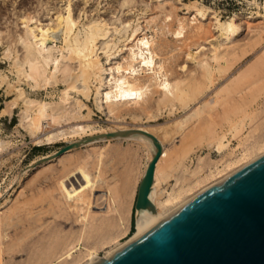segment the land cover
<instances>
[{"label":"bare ground","instance_id":"6f19581e","mask_svg":"<svg viewBox=\"0 0 264 264\" xmlns=\"http://www.w3.org/2000/svg\"><path fill=\"white\" fill-rule=\"evenodd\" d=\"M157 1H159V4L162 6V8L169 3L166 0ZM157 1L155 2L158 3ZM130 2H132V0H122L120 3L121 8H124V6H126ZM148 6L149 5H147L146 7ZM171 6L176 10L174 4ZM185 7H187L186 4ZM192 7L193 9H195V12L193 13L195 15L192 18V22L190 21L191 24H196L194 23V21L198 20V16L203 18L202 20H207V18L209 19L210 13L208 12V8L199 4V1L193 2ZM213 14L212 26H214L215 30L217 29L219 33L218 37L223 38V41L217 39L214 42H210L211 56H207L205 58L203 57V59H201V57V60L197 64V66H199V68L203 71L201 74H204L205 78L209 79V81L211 82L213 81V75L216 76V74H214L215 71L220 72L222 70L224 71V68H227L223 65V62L228 65L232 60H229L230 55L232 54L231 50L234 47H231V43L234 40L235 36L238 35L237 33H239V30L242 27L238 24V18L236 14L226 21H223L221 18H219V16L217 15L218 13ZM258 15L257 16L259 18L264 19V15ZM20 16L21 17L18 18L23 30L18 35L17 41L18 44L21 45V51H23V53L21 52L22 57L16 58V60L14 61V68L16 69L18 80L16 81V83H9V87L16 90L18 95L17 97L22 98L24 101L25 108L21 110L22 112H20V125H23L25 127L27 132L32 136L31 138L34 139V142H36L40 146H52L61 143H68L69 145L81 142V145L85 144L84 146L89 147L94 145L99 138H110L107 140L124 139L128 141H138L142 143L148 150V162L138 185V193L141 182L146 176L151 163L158 153L157 145L159 144L161 146L162 152L156 164L154 183L149 195V199L152 202L153 207L136 209V233L133 236L128 237L126 242L122 244L118 243L119 246L117 248L107 251L108 253H106V256H104V260H109L110 255L122 251L133 242L144 237L171 215L175 214L177 211L186 206L189 202L264 156V136H262L261 138L250 139L243 143V148L238 154L232 153V151L230 156H223V153L228 148L229 144H226V134L220 136L218 133H216L218 131L217 130L214 135L210 137V142L208 145L209 147H216V151L220 155H222V158L219 160H213L209 159L208 156H202L198 159L197 166L190 175V178H186L184 176H175L174 179L173 172L177 171L178 169H182L183 161L189 154V152L192 151V147L195 142H188L187 140L183 139L181 141L180 139V149L178 150L177 148H174L175 150L177 149L174 153L172 151L173 148L171 149V146L176 143L178 128L180 127L181 129L183 126H185V123H187L190 118L196 116L199 112V109H202L199 107L195 108L190 113L187 112L186 115L175 122L174 127L173 125L166 126L167 124H163L165 126L160 125L159 127H157V129H153L151 131H148V128L147 130L146 128L145 130L141 129L145 131L144 133L132 131L130 132L125 130L126 128L121 129L119 127V130L114 129V136H105L106 134H109L108 132H106L102 133L100 137H95V134L93 132L96 131V129H94L93 125L91 126L90 124L88 125V123H81V120L92 117V109H90L86 102H84V99L89 100L92 95L94 96L95 105L101 112H104L109 116H118L124 108H126L127 112L131 111V108L134 107L135 109L136 107H139L142 110L143 108L141 107L147 104L150 101L149 99L155 94L159 95L158 101H155L156 103L158 102V105H175V102L179 101L180 103H182V106H180V108L185 106L187 107L189 101H192L193 98L196 99V92H199L200 88L205 87L201 85L203 83H200V87L199 84L196 83V88H199L198 90H196L193 83L194 86H192L195 89L189 88L191 85H188V87L186 88V86H184L183 84V81L187 80V78H183L182 76V78L185 79L183 80L181 78L182 81H179L180 79L173 80L170 78V75L168 73V71L170 70H167L168 67L166 69L165 66V62L170 61L167 60V57L169 55H165L167 56L165 62L161 58V52L163 48H166V43L164 44L163 41L160 42V40H157L159 38V30V32H155V34L149 35L148 33H145L139 26L133 29L131 36H128L129 30L132 28L131 21H122L124 23L120 22L121 26L118 27L112 26L110 23L106 22L107 20L105 21L104 19H102L103 17H94V19L87 22V24H84L83 28H79L81 15H75L71 5V0H68L63 11L60 12L59 15H56V18H51V22L47 24H42L39 18H36L35 16H32L30 14H24ZM185 16L183 18L178 17L176 19V21L178 22V28L173 32V36L178 40L185 36V32L189 27L190 22H186L187 18ZM175 17H177V15H175ZM117 20H120V18ZM166 20L171 21L172 14L167 15ZM167 25L168 24H166V27H168ZM248 27H250V25ZM202 28L203 27L201 25L198 27V30H201ZM162 31L161 34L163 33ZM118 35L120 36V38H118L117 40ZM58 40H61V45H58ZM123 40L124 42L126 41V44H124L118 51V54L115 55L113 53V50L116 47L118 49V44L120 42L122 43ZM199 48L204 50L205 46L202 47L201 45L199 46ZM11 49L12 48H8L5 52L8 58L12 56ZM167 52L169 53V51ZM102 54L107 57V61L105 63L102 61ZM235 55L236 53L232 55V58ZM187 57H189L190 60H198L196 58V54H192L191 52L187 53ZM211 62L217 64V68H213ZM167 63L169 64V62ZM257 64L255 66H257ZM185 65H183V67L181 66V70L186 68ZM255 66L254 70L257 68H255ZM252 70L253 68L249 69L247 72L244 71L245 73L241 74L240 76L239 73L238 76L236 75V77H232L236 78V82L234 81L235 85L241 86L240 82H245L247 78L246 76L249 74H253L251 73ZM249 78H247V80ZM1 79L8 82L7 76H1ZM198 80L199 79H197L196 81ZM22 82H27L34 91L40 89L46 90L49 86L58 82H63L65 84V87L63 90H61L60 95H58V101L49 102L46 100L34 99L27 96L25 89L20 86ZM235 85L232 86L231 83L232 87L228 85L227 87L231 88L232 90V88L236 89L234 88ZM223 88L225 89V87ZM238 89H240V87H238ZM72 94L80 96L81 99H73ZM209 94L210 93H208V95ZM216 94L220 96L221 93L218 94L217 92ZM217 95L215 96L218 99ZM207 101V103H209V100ZM13 102L11 103V105L8 102L10 106L7 103L5 104L9 107L7 106L8 108L2 109L0 113L2 116H9L11 114V110L16 107V102ZM205 103L206 102H204L203 104ZM213 103L211 104L214 105ZM198 105L196 104V106ZM183 110L184 109H182V111ZM135 117L138 118L140 116L135 114ZM147 117L148 119L153 118V116L151 115ZM229 123L230 134L234 138L242 137L244 129V119L229 121ZM117 126L119 125L117 124ZM146 132L149 135H146ZM90 137H93V139L91 138V140L87 141L86 139ZM5 145L6 143L2 139H0V148L4 149ZM78 148L80 147L75 146L59 157H57L58 151L51 155H47L36 161L34 166L36 167V170L41 168L42 166H50L55 161L57 162L58 160H61V158L65 155L70 153L72 154V152L77 150ZM105 157L106 152L102 148L90 153L86 158L81 157V161H79L81 159L79 157L80 159L76 160V162H79L77 164L75 163L76 165L74 169L70 170L68 174L66 173V175L63 178L59 179V182H57V188L62 197L60 203L63 206L64 211H66L68 214L74 215L76 217V221L80 223V227L78 231L75 232V234H78L74 236V240L76 239V242L73 241L67 246L63 245L68 242L67 237L69 236L67 235L66 238L63 239L64 241H61V243H64L60 245V247H66L64 249L58 248L59 250H61L59 253L57 249H54L56 255H54L53 250H51L52 247H55L56 245L54 243L50 250L55 257L52 255L53 258H51L52 260H50V258L46 256L47 259L43 258V260L48 261L49 259L50 261L48 263H46L47 261L45 263L40 262L41 264H94L95 262L100 260L96 246L102 244L103 247V244H105V242H107L108 240L110 241L111 239L113 240L120 232H122L125 236L129 234L131 225L128 217L129 214L127 215L128 210L126 211V199H128V192L125 189H127V187H124L125 189L123 190L125 191L120 195L114 194L111 188H109V185V189L107 188V191H105L101 195L97 196L95 194V192L97 193V191L99 190V182L101 181L104 174L103 171H105L103 168V166H105ZM65 159L67 160V158ZM93 162L94 164L96 163L95 175L89 168V165H91V163L93 164ZM72 177H77L76 182L69 181L70 178L72 179ZM173 180H175L174 184L171 183ZM67 181H69L70 183L68 182V184ZM168 186L171 187V189H169ZM48 193L51 194V191H49ZM55 199L57 200V198ZM100 201H102L101 206L104 204L105 206L100 209L101 212L94 213L97 211H92L93 206L94 204H99L98 202ZM40 203H42V200ZM2 214L3 213L0 212V264H5V257L3 256L4 244L2 243V238L5 237L2 236L1 231L7 221L4 223ZM122 233L118 236L123 235ZM72 236L70 235V237ZM57 237H59V235ZM61 237L63 238V236ZM56 238L55 242L60 239V237L57 238V240ZM62 238L60 240H62ZM91 238L94 242V246L92 245L90 247L89 244L85 241H89ZM68 239L71 240L70 238ZM39 259L37 261L33 260V264H35L36 262L38 263L40 261Z\"/></svg>","mask_w":264,"mask_h":264},{"label":"rangeland","instance_id":"374dc122","mask_svg":"<svg viewBox=\"0 0 264 264\" xmlns=\"http://www.w3.org/2000/svg\"><path fill=\"white\" fill-rule=\"evenodd\" d=\"M67 1L68 0H0V113L2 109L8 108L13 101L16 102V107L12 110L10 109L11 114L9 116H2L0 114V139H2L7 145H5L4 149L0 148V212L3 213L2 217L4 219V223L7 221L1 231L2 236L5 237L2 238V243L4 244L3 256L5 257L3 258L5 260V264H33V260L37 261L39 258L40 261L38 263L34 262L35 264H41L40 262L45 263L47 260H43V258L45 259L47 256L50 260H52L51 258L56 255L54 249H57L59 253L61 251L59 249H64L73 241L76 242V239L74 240V236L78 235L77 233L75 234V232L78 231L80 223L76 221V217L74 215L68 214L64 211V208L60 203L62 197L57 188V182H59V179L63 178L66 173L68 174L70 170H73L75 165L81 161L82 158H86L90 153L101 148L106 152V157L108 159L105 157V166H103L105 171H103L104 174L99 182V190L97 193L95 192V194L99 196L107 191L108 185L116 195L123 194L124 191L127 190L128 199H126V211L128 210L127 215L129 214L128 217L131 226L127 236L120 232L119 234L122 233L123 235L118 236V234V237L116 236L113 240L111 239L110 241L108 240L105 242L103 247L102 244H100L101 246H96L99 258L104 259L106 253H108L107 251L117 248L119 244L126 242L128 237L133 236L137 231L135 226L137 213L135 204L138 194V185L148 162V150L142 143L124 139L107 140L110 138H99L97 141L93 140L96 141L94 144L95 146L92 145L88 147L83 144L80 148L73 151L72 154L70 153L65 155L64 157L67 158V160L62 157L61 160H58L57 162L55 161L50 166H42L36 170V167L34 166L36 161L59 151L67 146L68 143H61L52 146H40L34 142V139L31 138L32 136L27 132L25 127L20 125V112H22L21 110L25 108L24 101L22 98L17 97L18 95L16 90L9 87V83L13 84L18 80L17 72L14 68V61L16 58L22 57L21 54L23 53V51H21L22 47L17 41L18 35L23 30L18 17H21L20 15L24 14H30L39 18L42 24H47L51 22L52 19L56 18V15H59V13L63 11ZM121 1L122 0H71V5L75 15H81L79 28H83V25L94 19V17H103L102 19L105 21L107 20L106 22L110 23L112 26L118 27L121 26L120 22L122 21H131L132 30H129L128 36H131L133 29L139 26L149 35L160 31L158 34L159 38L157 40H160V42L163 41L164 44L166 43V48L162 49L161 58L165 62L167 57L165 55H169L167 60L170 61H166L165 66L166 69L168 67L167 70H170L168 71L170 78L173 80L180 79L179 81H182L184 77L187 78V80L183 79L185 80L183 81V84L186 88L188 85H191L189 88H194V85L196 88V83L199 84V87L202 85L205 88H200L201 91L198 88L199 92H196V99L193 98L192 101H189L187 107L183 105L186 108H180L182 103L179 101H176L175 105L170 104L171 106L169 104L158 105V102L156 103L155 101H158L159 95L155 94L149 99L151 102L149 101L141 107L144 110H141L139 107H136L135 109L134 107L131 108V111L127 112L126 108H124L118 116H109L104 112H101L95 105L94 96L92 95L89 100L84 99V102H86L88 107H90L93 111L92 117L81 120V123H88V125L90 124L91 126L93 125L94 129H96V131L93 132L95 136L102 135V133L106 132L111 134L115 132L114 129L119 130L120 128H126L125 130L127 131L144 133L145 128L146 130L148 128V131H151L153 129H157V127L163 124H167L166 126L173 125L174 127L175 122L180 120V118L186 115L187 112L190 113L197 107L202 108L203 111L202 109H199L198 114L190 118L187 123H185V126L181 129L180 127L178 128L176 143L171 146V149L173 148V153L177 149H180V139L181 141L182 139L187 140L188 142L194 141L195 144L192 147V151H190L184 159L182 169H178L173 172L174 179L175 176L190 178V175L197 166L198 159L202 156H208L209 159L213 160H219L222 158V155L216 151V147H209L208 145L210 137L213 136L217 130L218 131L216 133L220 136L226 134V144H229L228 148L223 153V156H230L232 151V153L238 154L243 148V143L250 139L261 138L264 136V19L258 17V14L264 15V0H166L169 3L163 7L164 9L157 0H132V2L124 6V8H121ZM191 1H199V4L207 7L208 12L210 13L209 19L207 18V20H202L203 18L198 16V20L194 21L196 24H191L192 18L195 15L193 14L195 9H193V2ZM172 3L175 5L176 10L172 8ZM185 4L187 7H185ZM147 5L149 6L146 7ZM174 13L177 17H175ZM213 13H218L217 15L223 21L228 20L236 14L238 24L242 27L239 30V33H237L238 35L235 36L231 43V47H234L231 50L232 54L230 55L229 60H232L228 65L223 62V65L227 68H224V71H218L219 73L215 71L214 74H216V76L213 75V81L211 82L209 79L205 78L204 74H201L203 71L199 68V66H197V64L201 59H203V57L205 58L207 56H211L210 42H214L217 39L223 41V38L218 37L219 33L217 29L215 30L214 26H212ZM166 14H172L171 21L166 20ZM184 16L187 18V23L191 21L189 23L190 28L188 27L185 32V36L178 40L173 36V32L178 28V22L176 19L178 17L183 18ZM119 18L120 20H117ZM166 24H168L167 26L169 29L166 27ZM200 24L203 28L198 30V27L201 26ZM249 25L250 27H248ZM161 31L163 32L162 34ZM118 38H120L119 35L117 36V40ZM124 44H126V41L124 42L123 40L122 43L120 42L118 44V49L116 47L113 50V53L117 55L118 51ZM58 45H61V40H58ZM201 45L202 47L205 46L204 50L199 48ZM8 48H12V56L10 58H8L5 54ZM167 51H169V53ZM188 52L196 54V58L198 60H190L189 57H187ZM235 53L236 58L235 56L232 58V55ZM102 61L104 63L107 61V57L104 54H102ZM167 62H169L170 65ZM211 64L213 68H217V64L214 62H211ZM256 64L257 66H255ZM183 65H185L186 68L181 70V66L183 67ZM254 66L258 69L256 68L254 70ZM251 68H253L251 71L253 74L246 76L247 78H250L247 80L245 77V82H240L241 86L235 85L236 78L232 77H236V75L238 76L239 73L240 76ZM1 76H7L8 82L3 81ZM197 79L199 80L196 81ZM200 83L203 84L200 85ZM231 83L232 86L235 85L234 88L236 89L232 88L231 90V88L227 87V85L231 86ZM20 86L25 89L27 96L31 98L53 102L58 101V95H60L61 90L64 89L65 84L63 82H58L49 86L46 90L40 89L37 91L32 90L27 82H22ZM223 87H225V89ZM238 87H240V89H238ZM198 89L196 88V90ZM216 91L218 94L221 93L220 96L216 94ZM208 93L210 94L208 95ZM215 95L218 96V99ZM72 96L73 99H81L78 95L72 94ZM211 98H214L215 100ZM207 100H209V103H207ZM202 102L206 103L203 104ZM6 103L9 106L5 105ZM196 104L199 105L196 106ZM182 109L184 110L182 111ZM135 114L140 117L136 118ZM149 115L153 116V118L148 119L147 116ZM238 119H244V129L242 137L234 138L230 134L229 121ZM117 124L119 126H117ZM174 148L177 149L175 150ZM79 157L82 158L80 159ZM77 159L80 160L76 162ZM95 164L93 162V164L91 163V165H89V168L94 175L96 173ZM76 180L77 177H72L69 181L76 182ZM69 181H67V183ZM171 183L174 184L175 180ZM124 187H127V189ZM168 188L171 189L169 186ZM49 191H51V194L48 193ZM55 198H57L58 201ZM41 200L42 203H40ZM98 203L99 204H94L93 206L92 211H97L94 213L101 212L100 209L105 206V204L101 206L102 201ZM58 235L60 239L62 238L61 236H63L62 240H57V238H59L57 237ZM67 235L69 236L67 237L68 242L63 244L66 246L64 248L60 247V245L64 243H61V241H64L63 239H65ZM70 235H73V239ZM55 238L57 240L56 242ZM91 240L92 238L89 241H85L90 247L92 245L94 246V242ZM54 243L56 244V248L53 246ZM50 249L53 250L54 255ZM50 260L48 259L46 263Z\"/></svg>","mask_w":264,"mask_h":264},{"label":"water","instance_id":"95a60500","mask_svg":"<svg viewBox=\"0 0 264 264\" xmlns=\"http://www.w3.org/2000/svg\"><path fill=\"white\" fill-rule=\"evenodd\" d=\"M75 146L80 147L81 142L60 149L57 157ZM157 146L158 153L141 182L136 209L153 207L149 195L162 152ZM94 264H264V156L110 255L109 260Z\"/></svg>","mask_w":264,"mask_h":264}]
</instances>
